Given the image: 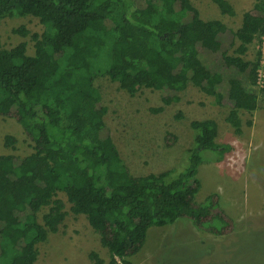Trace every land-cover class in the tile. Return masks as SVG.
<instances>
[{
	"label": "trees",
	"instance_id": "16d2710c",
	"mask_svg": "<svg viewBox=\"0 0 264 264\" xmlns=\"http://www.w3.org/2000/svg\"><path fill=\"white\" fill-rule=\"evenodd\" d=\"M213 2L223 15H236L227 0ZM27 16L44 26L42 34L25 27L15 31L31 37L34 56L28 55L26 42L5 49L0 39V115L16 120L33 143V152L18 164L15 155H0V264H36L38 245L57 234L66 219L61 193L109 251V261L91 252L93 264H133L130 258L143 249L152 227L179 220L218 237L231 234L236 224L221 208L218 194L196 202L201 153L222 158L231 150L217 144V122L191 123L194 142L184 172L134 176L105 132L108 110L100 106L95 87L96 79L105 76L131 96L142 89L167 91L162 102L169 106L192 85L214 98L215 105L232 106L227 122L241 134L240 111L258 110L259 97L234 78L225 98L221 73L210 71L198 50L220 52L219 37L228 27L220 20H203L191 0H146L143 9L134 0H0V21ZM232 35L234 51L223 53V61L248 73L256 87L264 0L243 14ZM254 44L258 49L250 61ZM176 142L173 135L166 139L169 147ZM17 143L13 136L5 138L8 149L15 150Z\"/></svg>",
	"mask_w": 264,
	"mask_h": 264
},
{
	"label": "rangeland",
	"instance_id": "374dc122",
	"mask_svg": "<svg viewBox=\"0 0 264 264\" xmlns=\"http://www.w3.org/2000/svg\"><path fill=\"white\" fill-rule=\"evenodd\" d=\"M227 1L234 7V17L223 15L213 0H191L203 20H220L228 27V32L219 37L223 44L220 52L198 47L203 64L210 71L221 73L224 81L220 90L224 97H228L229 81L234 78L241 79L259 97L258 110L240 111L241 134L227 122L232 106L215 105L214 98L192 85L180 94L179 102L165 106L162 98L167 91L142 89L131 96L108 77L101 76L95 81L102 96L100 106L108 110L105 132L134 176L168 170L176 175L184 172L189 165L188 151L194 142L193 121L215 120L219 129L217 144L231 147L222 158L211 151L201 153L204 161L198 178L202 188L196 202L203 203L209 196L218 194L221 208L236 224L235 230L218 237L198 230L187 220L162 228L152 227L143 249L130 258L133 264H264V66L260 82L253 87L248 73L228 68L223 61V53L234 51L232 32L240 28L243 14L253 9L256 0ZM134 2L139 9L146 7V0ZM190 19L191 15L185 21ZM21 27L31 34L44 32V26L35 17L8 18L0 21L2 45L12 49L26 42L28 55L34 56L31 37L24 38L15 32ZM257 49V44L250 47L248 60L254 59ZM160 108L164 110L154 112ZM169 135L177 138L172 147L166 143ZM7 136L17 139L15 150L5 147ZM32 146L16 120L0 115V155H15L18 164L21 157L33 152ZM59 198L66 204V219L57 234L38 245L36 264H93L89 258L91 252L109 261V251L102 246L100 235L91 228L87 218L71 211L72 205L64 194H59ZM19 218L24 220L25 214H19Z\"/></svg>",
	"mask_w": 264,
	"mask_h": 264
},
{
	"label": "built area",
	"instance_id": "2783aa9c",
	"mask_svg": "<svg viewBox=\"0 0 264 264\" xmlns=\"http://www.w3.org/2000/svg\"><path fill=\"white\" fill-rule=\"evenodd\" d=\"M263 63H264V38H263V47H262V64H261V69L259 70V80L258 83L260 82V77H261V72L263 70Z\"/></svg>",
	"mask_w": 264,
	"mask_h": 264
}]
</instances>
